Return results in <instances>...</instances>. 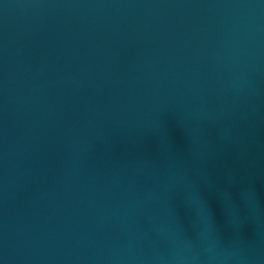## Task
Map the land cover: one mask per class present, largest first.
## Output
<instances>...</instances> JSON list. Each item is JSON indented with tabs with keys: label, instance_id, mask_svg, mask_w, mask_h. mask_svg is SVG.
<instances>
[{
	"label": "water",
	"instance_id": "water-1",
	"mask_svg": "<svg viewBox=\"0 0 264 264\" xmlns=\"http://www.w3.org/2000/svg\"><path fill=\"white\" fill-rule=\"evenodd\" d=\"M0 264H264V0H0Z\"/></svg>",
	"mask_w": 264,
	"mask_h": 264
}]
</instances>
